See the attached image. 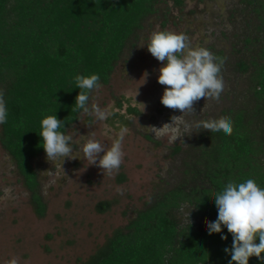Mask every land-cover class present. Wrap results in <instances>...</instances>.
Returning a JSON list of instances; mask_svg holds the SVG:
<instances>
[{"label":"trees","instance_id":"16d2710c","mask_svg":"<svg viewBox=\"0 0 264 264\" xmlns=\"http://www.w3.org/2000/svg\"><path fill=\"white\" fill-rule=\"evenodd\" d=\"M162 1L0 0V91L8 109L7 122L0 124V146L14 162L38 217L46 208L31 161L44 153L42 119L55 115L65 134L82 111L72 110L80 91L75 77L98 74L99 83L107 84ZM172 1L183 5V0ZM242 2L257 23L253 35L242 40L251 53L248 63H237L240 71L250 72V105L222 112L231 119L233 134L201 132L189 144L192 153L178 183L158 193L81 264H229L224 249H231L232 235L223 226L211 235L206 228L217 218L213 200L230 181L253 179L264 188V0ZM214 55L222 59L220 51ZM124 179L121 175L118 182ZM185 205L194 207L189 224L180 219ZM109 207L101 202L96 212ZM249 264L264 261L253 256Z\"/></svg>","mask_w":264,"mask_h":264},{"label":"rangeland","instance_id":"374dc122","mask_svg":"<svg viewBox=\"0 0 264 264\" xmlns=\"http://www.w3.org/2000/svg\"><path fill=\"white\" fill-rule=\"evenodd\" d=\"M156 8L157 13L143 23L134 46L124 50L109 82L90 93L88 107L95 103L112 115L98 121L82 110L65 133L77 141L87 135L107 150L120 127H126L118 174L103 175V170L88 166L81 157L65 159L60 166L48 161L45 152L38 155L31 163L46 208L38 217L14 162L0 146V264H9L13 258H19V264H81L158 193L178 183L183 162L192 153L189 144L204 131L195 127L196 122L218 119L224 110L247 102L250 105V72L240 71L237 63H248L251 53L242 40L253 35L257 21L242 0H183L180 8L172 0H163ZM156 31L183 33L193 47L221 52L224 91L218 101L200 99L193 114H181L160 103L165 87L157 82L161 62L146 48ZM105 124L113 129L108 136L102 134ZM80 144L72 143L74 152L81 151ZM176 146L181 148L177 153L173 151ZM121 175L125 179L119 183ZM101 202L110 203L103 214L96 212ZM189 209L185 205L180 211L182 222H188V211L192 219Z\"/></svg>","mask_w":264,"mask_h":264},{"label":"clouds","instance_id":"9594fccd","mask_svg":"<svg viewBox=\"0 0 264 264\" xmlns=\"http://www.w3.org/2000/svg\"><path fill=\"white\" fill-rule=\"evenodd\" d=\"M146 48L157 61L161 62L157 82L165 86L160 97V103L164 107L178 110L181 114H193L194 104L200 99L219 100L224 91L221 58L206 48L193 47L189 38L183 33L169 31L153 32ZM146 76V73L143 74L144 82ZM99 80L98 74L75 77L76 88L80 91L75 98V108L72 110H83L85 114L94 115L98 121H106L112 115L111 111L101 109L95 103L91 105V109L88 107L90 93L101 87ZM137 89L135 96L138 94ZM7 117L8 109L4 94L0 91V124L6 123ZM62 127V121L55 115H49L41 121L39 135L48 161L59 163L61 166L65 159L81 157L89 162L88 166L96 165L103 170V175L106 173L112 177L118 174L124 158L122 145L128 132L126 127H120L107 150L101 142L89 139L87 135L80 136L79 141L74 140L73 136L60 131ZM195 127L203 128L208 132L222 131L229 136L233 134V123L226 116L196 122ZM111 132L113 129L105 124L102 134L108 136ZM179 138L181 137H176ZM80 141L83 143L80 144ZM72 143L80 144L81 151L74 152ZM117 192L123 194L119 188ZM213 202L217 210V218L215 221L206 222V228L211 235L221 233L223 226L232 235L231 249H224L225 253L231 256L229 264H249V258L253 256L264 261V256L261 255L264 253V188L253 179H247L242 183L230 181L216 195ZM188 216L189 211L187 212L189 224ZM221 239L226 240L227 237L221 235ZM9 264H19V258L11 259Z\"/></svg>","mask_w":264,"mask_h":264}]
</instances>
